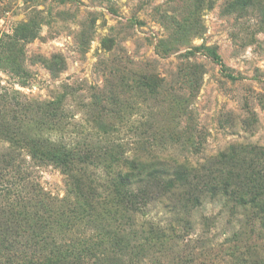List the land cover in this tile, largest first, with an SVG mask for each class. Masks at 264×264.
<instances>
[{
  "label": "rangeland",
  "instance_id": "1",
  "mask_svg": "<svg viewBox=\"0 0 264 264\" xmlns=\"http://www.w3.org/2000/svg\"><path fill=\"white\" fill-rule=\"evenodd\" d=\"M57 100L69 118L53 117ZM99 114L119 127L109 129L115 137L166 139L157 144L182 162L264 150V0H0V187L5 149L33 164L29 150L46 149L48 138L104 131ZM33 171L52 196L67 195L57 167ZM233 212L206 198L179 248L150 244L145 264L202 259L193 249L202 244L221 255L241 226ZM177 218L163 202L141 221L178 228ZM248 234L245 245L258 239Z\"/></svg>",
  "mask_w": 264,
  "mask_h": 264
},
{
  "label": "trees",
  "instance_id": "2",
  "mask_svg": "<svg viewBox=\"0 0 264 264\" xmlns=\"http://www.w3.org/2000/svg\"><path fill=\"white\" fill-rule=\"evenodd\" d=\"M213 58L223 67L219 55ZM56 102L59 113L53 117L69 118L62 100ZM103 108L108 116L114 111ZM97 119L106 129L96 136L59 135L46 139V149H30L33 164L17 150L11 156V147L4 150L9 163L2 169L8 180L0 187V264H145L150 244L179 248L180 232L192 226V211L206 198L220 200L235 216L241 211V226L221 255L202 244L193 249L204 258L182 264H264V247L257 243L264 238L262 148L182 162L179 153L157 144L167 145L166 139L115 137L109 129L119 127L101 114ZM44 164L68 176L67 195L58 198L42 187L33 167ZM163 202L178 215L179 230L173 223L141 221L152 204ZM247 233L249 240L257 234L255 243L244 244ZM134 250L142 252L136 260Z\"/></svg>",
  "mask_w": 264,
  "mask_h": 264
}]
</instances>
